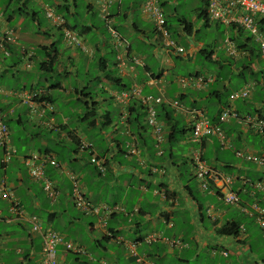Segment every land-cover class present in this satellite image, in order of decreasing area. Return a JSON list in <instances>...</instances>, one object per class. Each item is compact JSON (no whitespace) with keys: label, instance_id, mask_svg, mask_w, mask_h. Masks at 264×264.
Segmentation results:
<instances>
[{"label":"crops","instance_id":"crops-1","mask_svg":"<svg viewBox=\"0 0 264 264\" xmlns=\"http://www.w3.org/2000/svg\"><path fill=\"white\" fill-rule=\"evenodd\" d=\"M34 1L44 11V0ZM48 1L56 5L94 54L88 56L67 46L61 30L52 27L46 18L42 23L34 15V6L22 16L19 10L16 15L0 10V28L14 29L17 35V44L9 45L11 56L2 59L0 54V86L5 90L0 94V109L10 131L9 146L17 150L2 164L4 150L0 148V187L9 195L4 198L0 193V264H41L42 240L27 222L32 215L39 218L43 229L57 232L82 249V253L75 254L58 246L57 257L62 264H135L129 244L135 245L137 255L153 264H264V235L256 213L250 214L249 207L256 203L264 208V191L251 185L261 182L264 187V166L234 155V150H245L264 157V134L247 132L230 120L221 125L228 146H222L214 137L202 141L207 165L235 178L231 190L238 194L241 207L248 208L249 213H245L241 207L226 205L214 185L209 184L206 190L199 188L190 161L196 144L191 142V125L186 115L169 107V118L163 121L165 113L158 107L165 140L157 146L139 103L131 100L127 106H121L112 96L135 84L142 87L144 95L158 96L160 88L144 85L152 75L161 81L164 97L202 110L210 122H216L220 110L229 105V95L250 83V98L230 105L241 115L264 119V62L255 39L247 31L209 22L206 0H160L171 35L187 52L184 57L167 56L152 21L142 13L144 0H115L109 8L112 23L129 45L128 54L143 62L121 72L98 1ZM80 8H84L83 12ZM95 12L100 24L92 19ZM28 20L31 27L25 25ZM213 27H221L224 38L234 40L243 55L233 59L224 53L219 57L211 45L197 39L198 33L209 32ZM259 28L264 35V23ZM52 48L53 72L48 73L42 68ZM22 49H33V57L26 58ZM201 56L216 64L217 79L221 80L216 79L200 90L179 87L177 77L211 74L195 67L180 75L182 70H189V64L196 65ZM227 69L229 74L224 72ZM223 73L229 75L225 82ZM233 74L241 77V83L221 101L222 90L217 84L227 83V87L223 84L226 91ZM22 90H43L53 111L47 110L43 118L31 113L13 94ZM107 101L113 106L105 105ZM64 107L69 109L68 115ZM114 108L116 113L112 115ZM82 139L91 143L104 159L103 173L90 165L87 152L79 151ZM31 152L49 154L60 165L55 168L46 164L43 168L45 177L58 192L54 201L44 193L43 182L29 175L23 158ZM70 172L79 176L91 205L118 206L120 211L108 216L81 213L70 197ZM240 178L250 183L244 185ZM13 200L25 218L14 217L10 210ZM99 217L105 225H100ZM224 227L232 233H221ZM149 237L152 240L147 243ZM166 240H176L181 245L170 246ZM223 251L228 252L227 257L222 256Z\"/></svg>","mask_w":264,"mask_h":264},{"label":"built area","instance_id":"built-area-1","mask_svg":"<svg viewBox=\"0 0 264 264\" xmlns=\"http://www.w3.org/2000/svg\"><path fill=\"white\" fill-rule=\"evenodd\" d=\"M96 1L99 2L100 16L105 22V26L113 42L112 45L115 51L116 66L122 72L126 68L132 69V66L143 65V62L137 56L128 54V44H125L124 40L120 37L113 26L109 8L115 0ZM141 10L142 13L152 21L154 32L160 40L161 47L165 54H167V56L174 55L184 57L187 53L186 49L172 37L166 25V19L160 6V0H144ZM44 15L51 26L62 30L63 40L67 46L76 47L88 56L94 54V51L90 46L82 42L74 31L66 27L65 19L57 14L54 8L46 6L44 8ZM206 15L208 21L211 23L219 24L226 28L236 27L249 32L257 42L259 57L264 62V35L258 25L259 21H264V0H206ZM14 44H17V35L15 31L6 28L0 29V54L9 57L10 51L7 49V46ZM223 44L227 56L235 58L241 54L243 55L230 38H225ZM25 54L26 58H30L33 55L32 51L26 52ZM215 80L216 79L212 75H195L178 77L175 81L179 87L200 90L215 82ZM144 85L160 88L159 95H144L142 93V87L135 84L128 89L114 92L112 95L113 99L121 106H127L131 100H135L139 103V105L145 110L146 123L152 130L157 146H159L165 139V128L163 122L159 119L157 111L158 107L166 105L186 115L191 125V142L196 144L195 149L191 152L190 161L194 169V176L199 183V188L201 190H206L208 185L212 184L217 188L221 200L226 205L241 207V200L238 194L231 190L235 178L221 174L207 165L203 159L202 141L204 138L214 137L222 146H228V139L221 125L230 120L237 122L247 132H252L258 135L264 134L263 118L257 115H241L232 109V106L230 105L238 100L247 101L251 96L252 84H246L229 95V105L220 110L216 122H210L202 110L184 107L179 100H170L164 97L159 78L149 76ZM4 92L5 91L0 88V94ZM13 94L17 96L23 104H26L29 107L31 113H36L39 118H43L47 110L53 111L52 105L47 100L40 99L43 94V91L41 90H22L13 92ZM4 118L5 114L0 110V147L4 149V156L1 161L2 164H6L11 157L16 155V150L9 146L10 131ZM133 149L135 148L133 147ZM79 150L89 154L91 165L94 166L99 173L105 171L104 159L100 158L94 152L93 147L89 142L84 139L80 140ZM131 152L129 151V154ZM234 155L237 158L253 163L256 166H264V157L262 156H255L245 150H234ZM23 162L28 168L30 177L34 180H41L43 182V191L47 198L51 201L56 200L58 192L54 188L52 182L45 177L43 170L46 164L55 168L60 167L54 157L46 153L31 152L25 155ZM67 175L71 184L70 197L74 206L81 213L96 216H99L100 214L101 216H108L113 212L120 211L118 206L109 207L107 205H91L87 201L82 190L79 176L71 172ZM240 181L244 185L250 183V181L245 178H240ZM251 185L260 191H264L261 182ZM0 193L4 198L9 197L4 187H0ZM249 207L251 210L250 214L253 212L256 213L257 224L264 235V208L259 207L256 203L250 204ZM241 208L245 213H249L248 208ZM10 210L15 218H25L23 210L15 200L11 201ZM27 222L29 223L31 230L39 234L41 237V264H62L59 263L57 257V247L61 245L64 246L65 250L68 252L75 254L82 253L81 248L76 247L69 241H65L57 232L43 229L37 216L32 215L28 217ZM99 223L100 225H105V220L102 217H99ZM151 240L152 238L149 237L146 242L149 243ZM165 242L170 246L181 245V243L176 240H166ZM128 248L131 255L134 257L135 264H153L146 260L144 256H139L135 253L134 244H129ZM221 254L224 257L228 256V252L226 251L221 252Z\"/></svg>","mask_w":264,"mask_h":264},{"label":"rangeland","instance_id":"rangeland-1","mask_svg":"<svg viewBox=\"0 0 264 264\" xmlns=\"http://www.w3.org/2000/svg\"><path fill=\"white\" fill-rule=\"evenodd\" d=\"M8 1H9V0H0V10H5V9H4V8H5V4H7ZM42 2L45 3V6H48V5H51V4H52V3H50L48 0H44V1H42ZM49 3H50V4H49ZM28 5H29L30 7H31V6L33 7V6H34V9H35V12H36V14H37V16H38V19H40V21H41L42 23L45 22L44 11H43L42 9H40L38 6H36V2H35L34 0H29V1H28ZM19 6H20V5H18V4H16V3H12V4H10V7L8 8V10H5V11H6V12H5L6 15H12L11 13H15V15H16V14L18 13V8H19ZM80 10L83 12L84 8H80ZM93 17H94V18H93ZM93 17H92V19H93L96 23H99V24H100L99 18H98V16H97V12H95V15H93ZM15 18H18V17L15 16ZM68 20H69V22H71L70 19H68ZM25 25H26L27 27H31V26H32V22H31L30 20H28V21L25 23ZM214 25H215V24H214ZM0 29H2V28H0ZM222 32H223V29H222L221 27H213L212 29H210L209 32H204V30H203V31H201L200 33H198V34H197V39H199L200 41H203V42L206 43V44L211 45V48H212L213 50H215L216 52L219 53V57H222V56L224 55V53H225V50H224V44H223L224 41L221 42V41L223 40V38H224V35H222ZM245 35H248V33H246ZM227 37H229V36H227ZM227 37H226V38H227ZM35 39H36V38H35ZM37 39L40 40L39 37H38ZM129 40L133 43V40H131V38H129ZM224 40H225V38H224ZM221 43H222V44H221ZM221 45H222V49H220ZM31 50H33V49H31ZM30 52H31V51H30ZM32 53H34V52H32ZM225 54H226V53H225ZM111 57H112V56H111ZM237 65H238V67H240V62H238ZM195 67H198L199 69L202 68V73H204V69H207V70L209 71V73H211L210 75L214 76V78L217 79V73H219V72H218V67L216 66L215 63H210V62H208V61L205 59L204 56L199 57L198 62L196 63V65H195V64H193V65H190V64H189V66H188L189 70H186V69L182 70V71L180 72V75H184L185 73H187V71L192 72L193 69H194ZM227 70H228V71H227ZM227 70H225L224 72H225V73L230 72L229 69H227ZM216 72H217V73H216ZM228 74H229V73H228ZM221 77H222V79H224V82H225V81L229 78V75H225V74L223 73V74H221ZM230 77H231L230 88L227 89L226 91L223 89V84L227 87V83H222V82L220 81L221 83H220V84H219V83L217 84L218 86H220V88H221V90H222L221 101H224V100L227 98V96H228V94L230 93V91H231V90H234L235 87H238V85L241 83V77H238L236 74H233L232 76L230 75ZM217 80L219 81V80H221V79L218 77ZM92 87H93L92 91L94 92V91L96 90L94 82H92ZM95 92H96V91H95ZM95 92H94V94H95ZM99 92H100V91L98 90V93H99ZM99 94H100V93H99ZM94 97H95V96H94ZM100 97H103L104 99H108L106 96H100ZM56 102H57V101H55V104H56ZM59 104H60V103H59ZM60 105H61V104H60ZM105 105H107V106H113V105L111 104V102H109V101H107ZM63 109H64L65 113L68 115L69 109H68L67 107H64ZM111 113H112V115H115V113H116L115 108H114V110L112 109ZM10 125H11V124H10Z\"/></svg>","mask_w":264,"mask_h":264},{"label":"trees","instance_id":"trees-1","mask_svg":"<svg viewBox=\"0 0 264 264\" xmlns=\"http://www.w3.org/2000/svg\"><path fill=\"white\" fill-rule=\"evenodd\" d=\"M28 1L29 0H9L8 2H7V4H5V10H8V8L10 7V4H12V3H16V4H18V5H20L19 6V8H18V10H19V13H20V15L22 16V15H25L26 13H27V10H28V8L30 7L29 5H28ZM161 6V5H160ZM49 7H52V8H54V10H55V12L57 13V14H60L58 11H57V7H56V5H49ZM5 10H3L4 12H5ZM36 14V12L34 11V15ZM60 15H62V14H60ZM207 19V18H206ZM264 23V21L263 20H261V21H259L258 22V25H260V24H263ZM166 25H167V27H168V24H167V22H166ZM66 26L69 28V29H73V27L72 26H70L69 24H68V22H67V24H66ZM234 28H236V27H234ZM239 30H242V29H239ZM173 37V36H172ZM175 39V38H174ZM233 42H234V40H232ZM234 44H235V42H234ZM237 47V46H236ZM238 48V47H237ZM7 49L10 51V46L8 45L7 46ZM239 49V48H238ZM240 50V49H239ZM52 53H50V54H48L47 55V57H48V61L46 62V63H44L43 64V70L45 71V72H48V73H51V72H53L52 71V67H53V61H54V59H55V50L52 48ZM34 52V51H33ZM2 56H1V58L2 59H8L10 56H11V51H10V56L9 57H5L3 54H1ZM52 55V56H51ZM178 57H180V56H178ZM152 76V75H151ZM178 78V77H177ZM112 81L114 82V83H120V82H118L116 79H112ZM0 88L1 89H3L1 86H0ZM4 90V89H3ZM5 91V90H4ZM41 91H43V90H41ZM16 92V91H15ZM46 99V100H48L46 97H45V93H44V91H43V94L41 95V97H40V99L42 100V99ZM49 101V100H48ZM160 107H162V110H163V112L165 113V118H164V120L163 121H167L168 120V118H169V114H170V112L167 110L168 108H169V106H166V105H162V106H160ZM2 112H3V110L2 109H0ZM90 111H92V109L90 110ZM157 111H158V109H157ZM4 113V112H3ZM88 114H92V112H89ZM158 116H159V113H158ZM5 119V118H4ZM6 123V122H5ZM229 227H224V228H222V230H221V233H223V234H225V233H232V231H231V229H228ZM235 229H234V231H233V233H235Z\"/></svg>","mask_w":264,"mask_h":264},{"label":"clouds","instance_id":"clouds-1","mask_svg":"<svg viewBox=\"0 0 264 264\" xmlns=\"http://www.w3.org/2000/svg\"><path fill=\"white\" fill-rule=\"evenodd\" d=\"M60 15V14H59ZM64 19H65V17L63 16V15H61ZM207 16V15H206ZM112 19V18H111ZM47 20V19H46ZM65 21H66V19H65ZM50 24V23H49ZM66 24H67V21H66ZM219 25V24H218ZM114 26V25H113ZM222 26V25H221ZM53 27V26H52ZM67 27V26H66ZM55 28V27H54ZM68 28V27H67ZM115 28V27H114ZM2 29H4V28H2ZM57 29H59V30H61L60 28H57ZM69 29V28H68ZM14 30V29H13ZM72 31H74L73 29H71ZM15 31V30H14ZM62 31V30H61ZM117 31V30H116ZM75 32V31H74ZM16 33V32H15ZM76 33V32H75ZM249 33V32H248ZM119 34V33H118ZM250 34V33H249ZM120 35V34H119ZM78 36V35H77ZM121 37V36H120ZM62 38H63V34H62ZM229 38V37H228ZM80 39V38H79ZM231 39V38H230ZM232 40V39H231ZM64 41V40H63ZM82 41V40H81ZM83 42V41H82ZM65 43V42H64ZM257 43V42H256ZM236 45V44H235ZM76 48V47H75ZM128 48H129V45H128ZM93 49V48H92ZM239 50V49H238ZM22 51L24 52V53H26V52H29V51H32L33 52V50H23L22 49ZM94 51V50H93ZM128 52V51H127ZM240 52L241 53H243L241 50H240ZM26 55V54H25ZM33 55H34V53H33ZM33 55L30 57V58H28V59H31L32 57H33ZM93 56V55H92ZM240 56H242V54L240 55ZM240 56H238V57H240ZM229 57V56H228ZM238 57H235V58H238ZM231 58V57H230ZM235 58H233V59H235ZM45 99V98H44ZM50 103V102H49ZM51 104V103H50ZM258 116V115H257ZM260 117V116H259ZM164 138H165V135H164ZM165 140V139H164ZM9 143H10V136H9ZM91 144V143H90ZM92 145V144H91ZM1 148V147H0ZM12 148V147H11ZM14 149V148H13ZM4 150V149H3ZM16 150V149H15ZM94 150V149H93ZM80 151V150H79ZM95 152V151H94ZM96 153V152H95ZM16 154H17V150H16ZM97 154V153H96ZM98 155V154H97ZM4 156V155H3ZM25 157V156H24ZM101 158V157H100ZM89 160H90V156H89ZM89 163H90V161H89ZM105 163V162H104ZM90 165H91V163H90ZM105 165V164H104ZM92 166V165H91ZM94 167V166H93ZM68 242V241H67ZM70 242V241H69ZM72 243V242H71ZM64 247V246H63Z\"/></svg>","mask_w":264,"mask_h":264}]
</instances>
